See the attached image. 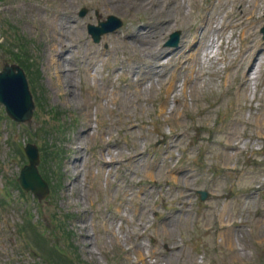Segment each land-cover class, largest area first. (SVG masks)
Returning a JSON list of instances; mask_svg holds the SVG:
<instances>
[{"label": "rangeland", "instance_id": "1", "mask_svg": "<svg viewBox=\"0 0 264 264\" xmlns=\"http://www.w3.org/2000/svg\"><path fill=\"white\" fill-rule=\"evenodd\" d=\"M111 3L0 0V64L24 68L35 102L27 122L12 120L0 104V264H54L33 243L61 252L59 264H264V129L254 127L264 114V52L257 67L238 56L245 39L210 57L213 43L207 55L203 50L198 88L189 96L179 80L168 95L165 86L138 91L131 79L152 58L133 50L126 33L154 23L142 9L126 11L125 0ZM199 3L205 15L229 12L226 0ZM188 8L183 27L162 32L163 51L171 49L165 41L172 31H179L178 44L193 36L200 20ZM255 13L262 22L247 40L264 48V9ZM109 14L121 26L94 42L87 23ZM59 31L77 47L57 68L52 55L59 61L60 53L49 46ZM165 96L166 114L158 112ZM184 102L190 110L180 124L166 118ZM233 124L238 134L225 136ZM228 141H239L240 150L227 149ZM27 142L38 147L50 188L40 200L15 182ZM170 214L177 220L165 228Z\"/></svg>", "mask_w": 264, "mask_h": 264}, {"label": "bare ground", "instance_id": "2", "mask_svg": "<svg viewBox=\"0 0 264 264\" xmlns=\"http://www.w3.org/2000/svg\"><path fill=\"white\" fill-rule=\"evenodd\" d=\"M99 6L103 5L105 2L111 0H97ZM116 0H113L115 4ZM121 3H124V0H120ZM164 3H163V2ZM221 1V0H220ZM228 2L229 12H225L222 15H219L217 11H213L208 15L202 13L204 10V6L199 3V0H125V10H135L138 11L142 9L148 15V19L151 20L154 25L147 26L148 22L141 24L137 31L129 30L126 33V36L129 38L131 46L133 50L140 51L144 57L152 58L151 61L147 62L146 65L148 69L143 70L139 73L137 80L131 79V85L135 88H138V91L144 89H152V88H162L165 86V93L168 95L171 91L176 87L175 83L179 80L181 82L182 94L184 97L189 96L186 91H195L198 86V80L200 79V69L198 68L201 63V58L205 54L207 55L208 51H205L203 54V50L210 48V46L217 44L224 48L230 50L234 49L232 47L233 44H229V41H233L234 39H245V42L241 46V50H238L237 53H241L238 56H241L243 60H246V64L250 65L252 60L256 61L254 65L257 67L260 66L262 59L261 53L264 52V49L253 44L252 40H247L248 38H252L255 36V30L259 26L261 20L259 16L256 15V11L264 8V0H226ZM127 4V5H126ZM97 5V2L95 3ZM111 5H113L111 3ZM195 8L194 16L199 18V23L196 25V30L193 32L194 39L197 40L194 42V49L191 51V55L185 57L181 62H177L176 66H181L183 68V72L185 75L178 78V72L176 70H172V67L175 63L171 61L170 54L175 53L174 55H178L183 51V47L181 43L179 46L175 48L174 51L166 52L163 51V47L160 46L162 32L164 30L175 27L179 23H182L183 18L191 15L190 10L187 9L188 6H192ZM61 11L63 10L61 6L58 4ZM237 8V11L236 9ZM36 11H39L38 8H35ZM171 15L173 19H171ZM178 15V16H177ZM75 24V21H71V24ZM137 25V22L134 23L133 27ZM183 27V23L179 25ZM200 30V34L196 35V31ZM57 30L55 31V33ZM229 33V35H227ZM117 33L115 32V35ZM58 39L55 41L52 39V43L49 46L50 53H60V59L57 61L55 56L52 55V59L55 61V66L59 68L62 66L68 58V55L75 49L77 46L73 44V40L71 38H67L66 34L63 31H59L57 33ZM216 37V39L214 37ZM128 40V39H127ZM59 44V45H58ZM59 46L57 49L56 47ZM181 46V47H180ZM64 48L65 50H62ZM55 50V51H53ZM216 54L210 55V57H215L219 51L214 52ZM179 58H183L181 55ZM161 59V60H159ZM222 60V59H221ZM240 61V60H239ZM247 65V66H248ZM159 68H165L166 71L161 73ZM62 68H60V72ZM67 72V71H66ZM57 76V81L60 80V77ZM246 76V73H245ZM69 80V79H67ZM247 80L243 81L246 83ZM247 92L244 93L243 98H246ZM167 96H165L159 103V113H167ZM189 106L187 104L181 103L178 107H170L169 114H167L166 118L175 120L177 124H180L179 117L183 116V112H188ZM172 112H177L172 115ZM264 112V111H263ZM176 116V118H174ZM165 117V115H164ZM232 121H236V118ZM247 125V122L243 123ZM254 127L258 129V131L264 129V114L257 116V119L254 123ZM85 135L88 134L87 130L82 131ZM239 130L236 128V125H228L223 129V133L227 137H232L234 134H238ZM258 137L261 136L259 132L256 134ZM235 148L236 151L240 150L239 141L235 144H231V142L226 143L227 149ZM132 160L136 159V154H132ZM102 159V158H101ZM104 159V158H103ZM106 160V159H104ZM102 160V161H104ZM153 171V170H152ZM142 190V189H141ZM138 196L136 202V207L140 206V195L139 193H135ZM181 210H177L179 212ZM175 214H170L165 218V228L170 227L174 221H176ZM230 235V234H229ZM228 237V236H227Z\"/></svg>", "mask_w": 264, "mask_h": 264}, {"label": "water", "instance_id": "3", "mask_svg": "<svg viewBox=\"0 0 264 264\" xmlns=\"http://www.w3.org/2000/svg\"><path fill=\"white\" fill-rule=\"evenodd\" d=\"M84 11H81L83 14ZM113 21V23H111ZM120 21L113 16L108 21L101 22V27L89 25L88 30L94 40H98L102 32L115 28ZM0 102L5 105L7 114L16 121L30 119L34 103L28 88L23 69L17 64L3 63L0 71ZM25 152L29 163L25 165L19 177L21 185L31 189L34 194L41 198L47 193V185L37 172L38 153L36 147L31 144L25 146Z\"/></svg>", "mask_w": 264, "mask_h": 264}]
</instances>
